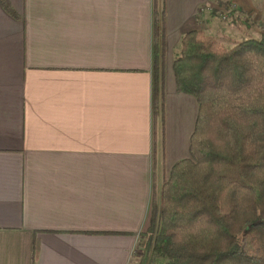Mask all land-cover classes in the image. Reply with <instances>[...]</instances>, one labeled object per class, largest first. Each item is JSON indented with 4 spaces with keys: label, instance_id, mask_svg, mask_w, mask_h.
<instances>
[{
    "label": "crops",
    "instance_id": "crops-1",
    "mask_svg": "<svg viewBox=\"0 0 264 264\" xmlns=\"http://www.w3.org/2000/svg\"><path fill=\"white\" fill-rule=\"evenodd\" d=\"M155 1L8 0L16 18L0 1V264H131L170 170L168 101L192 97L175 90L180 39L264 38V0Z\"/></svg>",
    "mask_w": 264,
    "mask_h": 264
},
{
    "label": "trees",
    "instance_id": "trees-1",
    "mask_svg": "<svg viewBox=\"0 0 264 264\" xmlns=\"http://www.w3.org/2000/svg\"><path fill=\"white\" fill-rule=\"evenodd\" d=\"M0 1L16 18L8 0ZM157 7L156 39L164 13ZM180 40L175 90L197 102L189 158L173 164L152 195L149 224L136 245L141 256L133 262L264 264V38L227 48L197 30ZM156 64L151 104L162 123L163 62L160 79Z\"/></svg>",
    "mask_w": 264,
    "mask_h": 264
},
{
    "label": "rangeland",
    "instance_id": "rangeland-1",
    "mask_svg": "<svg viewBox=\"0 0 264 264\" xmlns=\"http://www.w3.org/2000/svg\"><path fill=\"white\" fill-rule=\"evenodd\" d=\"M214 33L216 34V31H214ZM237 35H239V32H237L234 35L233 34L230 35V37H229L231 39L230 42L232 41L234 43H228V44H232V45H228L227 42L226 43H222V45L227 47V48H231L233 46V44H236L238 42L237 39L240 38ZM157 62H158V64H156V66L158 68V71H157L158 76L157 77L159 78L161 76V72H160L161 66L159 65L160 61H157ZM183 95L184 94H182V96ZM183 97H186V96H183ZM190 98H191V101H194V103H195L194 104L195 106H193L194 108H193V112L192 113L190 111V109L192 107V105H191L192 102L191 101L186 106V108H185V106L182 105V108L185 109V113H183L182 111L180 113L179 109L177 111L175 110V112L174 111L172 112V110L177 108L176 107L177 105L174 102H172L173 104L171 103V101L174 100V98H172V97H170V99L168 101L170 106L166 107V109L168 111L166 113V117H168L170 119V121L173 122V126H170V127H168L166 129L165 128V126L167 124L166 123L164 125V127L162 128V136H163V139H164V141L162 139V145L165 146L164 148L166 149V153H168L167 160H165V162L163 164V166L165 167L166 171H168L170 169L172 162L175 163V162L179 161V159L182 160V159L189 158V152H188L189 141H185V143H184V141H182V140H183L184 136H186V133H187V136H190L191 133L194 130V127H193L194 123L192 122V117H191V120H189L190 116H193L195 118V121H196V116H197V114H196V112H197V102H195V98H193V97H190ZM180 114H182V115H180ZM182 116H184V119H183V124L180 127V125H179L180 124L179 123V117H182ZM162 136H160V137L162 138ZM175 148H176V150H175ZM140 253L141 252L139 251V249H137L135 254L133 252L134 256L132 258L131 264H134L133 259L135 261V260H138L140 258V256H141ZM158 263L159 264H166V261L159 259Z\"/></svg>",
    "mask_w": 264,
    "mask_h": 264
},
{
    "label": "built area",
    "instance_id": "built-area-1",
    "mask_svg": "<svg viewBox=\"0 0 264 264\" xmlns=\"http://www.w3.org/2000/svg\"><path fill=\"white\" fill-rule=\"evenodd\" d=\"M159 14H160V12H159ZM160 17H161V16L159 15V19H160ZM158 28L160 29V30H159V36H160V35H161V28H160V26H158Z\"/></svg>",
    "mask_w": 264,
    "mask_h": 264
}]
</instances>
